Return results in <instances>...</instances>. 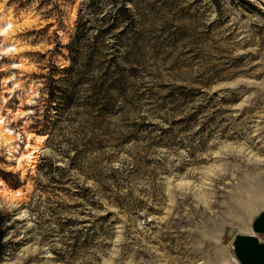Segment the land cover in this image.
<instances>
[{
  "label": "rangeland",
  "instance_id": "374dc122",
  "mask_svg": "<svg viewBox=\"0 0 264 264\" xmlns=\"http://www.w3.org/2000/svg\"><path fill=\"white\" fill-rule=\"evenodd\" d=\"M6 19L0 264H236L264 206V0H0Z\"/></svg>",
  "mask_w": 264,
  "mask_h": 264
},
{
  "label": "crops",
  "instance_id": "0c3cea01",
  "mask_svg": "<svg viewBox=\"0 0 264 264\" xmlns=\"http://www.w3.org/2000/svg\"><path fill=\"white\" fill-rule=\"evenodd\" d=\"M229 242L236 264H264V206L237 228Z\"/></svg>",
  "mask_w": 264,
  "mask_h": 264
},
{
  "label": "bare ground",
  "instance_id": "6f19581e",
  "mask_svg": "<svg viewBox=\"0 0 264 264\" xmlns=\"http://www.w3.org/2000/svg\"><path fill=\"white\" fill-rule=\"evenodd\" d=\"M2 24H4L3 26H2V28L0 29V33L4 36V37H6V36H9L10 34H11V32L13 31L12 29H13V23H12V21L10 20V19H6V20H4V22L3 23H1L0 25H2ZM11 47L12 48H10L11 50H13V51H16V47H15V45H11ZM9 50V49H8ZM7 50V51H8ZM10 51V50H9ZM16 66H18V65H16ZM7 82H8V80H7ZM4 123V120H3V117L0 115V125L1 124H3ZM7 132L10 134L11 132H10V130L8 129L7 130ZM31 137H32V134H27V140H30L31 139ZM2 139H5L4 138V130H3V127L2 126H0V140H2ZM9 139H11V138H6L5 140H9ZM44 139H45V137L44 136H36V141L38 142V143H42L43 141H44ZM25 149H26V154H24V155H21V157L20 158H18V166L20 165V162L22 161V160H25V162H33L32 161V159L34 158V154H35V150H36V147H33V146H30L29 144H27L26 145V147H25ZM22 164V163H21ZM30 164V163H29ZM2 185H3V183L2 182H0V187H2ZM7 190V189H6ZM9 193H11L12 195H14V196H20V194H21V191L20 190H14V189H8L7 190ZM234 260V259H233ZM234 262L236 263V261L234 260Z\"/></svg>",
  "mask_w": 264,
  "mask_h": 264
},
{
  "label": "trees",
  "instance_id": "16d2710c",
  "mask_svg": "<svg viewBox=\"0 0 264 264\" xmlns=\"http://www.w3.org/2000/svg\"><path fill=\"white\" fill-rule=\"evenodd\" d=\"M4 217L2 215H0V260L2 258V255L4 253V242H3V238L5 235V230H3L2 227V223H3Z\"/></svg>",
  "mask_w": 264,
  "mask_h": 264
},
{
  "label": "water",
  "instance_id": "95a60500",
  "mask_svg": "<svg viewBox=\"0 0 264 264\" xmlns=\"http://www.w3.org/2000/svg\"><path fill=\"white\" fill-rule=\"evenodd\" d=\"M245 16L250 20L252 17L249 13L244 12Z\"/></svg>",
  "mask_w": 264,
  "mask_h": 264
}]
</instances>
